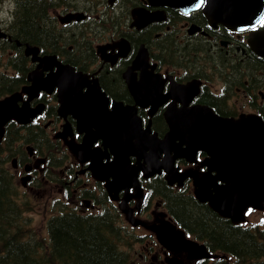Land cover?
Returning <instances> with one entry per match:
<instances>
[{
	"label": "flooded vegetation",
	"instance_id": "obj_1",
	"mask_svg": "<svg viewBox=\"0 0 264 264\" xmlns=\"http://www.w3.org/2000/svg\"><path fill=\"white\" fill-rule=\"evenodd\" d=\"M206 6V0L188 10L147 0H0V65L11 81L1 97L19 93L16 106L26 104L36 112L26 122L10 118L2 125L0 150L12 157L11 169L19 177L2 168L18 189L55 186L58 196L52 206L57 211L48 218L58 214L93 218L130 264L172 257L178 264L210 263L220 257L217 250L208 259L174 253L153 230L173 226L186 238L202 242L173 214L168 205L171 195L191 196L219 219L239 225L195 197L193 176L208 173L211 193L225 184L213 178L220 160L209 163L210 155L201 149L176 157L173 165L189 174L180 183H169L162 167L145 176L140 168L146 165L143 156L129 154L135 176L119 181L110 166L115 142L97 131L88 136L79 129L75 114L60 112L57 86L31 90V95L23 88L30 85L27 76L35 69L46 76L59 66L70 68L84 76L79 92L91 89L95 98L107 100L104 115L112 114L113 102L124 109V118H129L126 109L133 113L134 108L135 131L142 139L180 132L169 118L190 124L210 115L237 119L254 113L264 120V57L256 52L264 53V0L260 13L241 27L232 20L208 17ZM29 11L38 36L25 26ZM148 13L153 18L147 22ZM27 46L37 50L27 54ZM51 56L54 59L42 62ZM68 143L83 149L76 154ZM163 155L159 159L167 164ZM0 163L4 164L2 158ZM255 210L259 209L248 207L245 216ZM255 222L246 219L240 225L253 227ZM135 256L138 260L132 261Z\"/></svg>",
	"mask_w": 264,
	"mask_h": 264
},
{
	"label": "water",
	"instance_id": "obj_2",
	"mask_svg": "<svg viewBox=\"0 0 264 264\" xmlns=\"http://www.w3.org/2000/svg\"><path fill=\"white\" fill-rule=\"evenodd\" d=\"M152 5L176 6L181 10L196 8L202 0H147ZM209 6L208 17H216L220 20H232L239 27L251 23L254 15L261 10L262 0H206ZM237 9H239L237 11ZM133 8L132 14L136 12ZM254 10V12H251ZM260 13V12H259ZM206 14V13H205ZM146 20H151V13L145 15ZM37 48L26 47V53L34 54ZM264 57L262 51H256ZM54 56L46 57L42 62ZM30 85L23 90L31 95V90L39 88H53L57 86L59 111L72 112L77 116L78 127L84 130L88 136L94 131L115 142L112 149L113 160L110 163L113 176L119 181L125 176H135V169L128 164L129 154L143 156L146 165L140 166L144 175L148 176L159 172L162 167L166 171V179L169 183L181 182L188 176V172H181L173 161L176 157H189L194 155L197 149L206 151L210 158L206 160L212 163L217 158L221 166L214 167L217 171L213 178L224 181L225 184L214 188V193L209 189L210 181L208 173L202 177H194L195 197L200 201H208V204L219 214L229 217L233 223L245 220L247 207L264 209V120L257 114H242L237 119L216 117L210 115L206 118L194 119L190 124L186 119H171L170 123H176L180 132L171 130L161 139L140 138L135 131L138 118L132 112H126L129 118L121 117L124 109L116 103H112V114L104 115L103 109L107 100L95 98L94 92H79V86L84 76L74 73L70 68L59 66L54 72L43 76L42 70L35 69L28 73ZM67 91H70L68 93ZM102 97V94H101ZM20 98L19 93L7 95L0 100V134L2 125L10 118L19 122H26L36 112L28 109L26 104L16 106ZM92 127L95 130H92ZM136 138V140H133ZM184 144V146H182ZM69 148L79 153L82 145L68 143ZM173 153L170 155V153ZM163 153V159L167 164H162L159 159ZM205 162V161H204ZM213 168V165L210 166ZM153 230L158 241L174 253L185 251L188 257L195 259L209 258L210 252L204 243L186 238L181 229L173 226L164 227L162 231ZM176 259L170 260L175 264Z\"/></svg>",
	"mask_w": 264,
	"mask_h": 264
},
{
	"label": "trees",
	"instance_id": "obj_3",
	"mask_svg": "<svg viewBox=\"0 0 264 264\" xmlns=\"http://www.w3.org/2000/svg\"><path fill=\"white\" fill-rule=\"evenodd\" d=\"M28 33L40 35L33 13ZM0 78V94L11 81ZM22 81V80H21ZM18 82V85L21 83ZM168 205L189 232L196 231L221 256L211 264H264V226L248 228L219 219L205 204L188 195H171ZM29 203L0 164V264H130L97 227L96 220L58 214L46 219L47 240L40 244L27 229ZM96 218H99L97 216ZM253 229V230H252ZM42 238L43 236H40Z\"/></svg>",
	"mask_w": 264,
	"mask_h": 264
},
{
	"label": "rangeland",
	"instance_id": "obj_4",
	"mask_svg": "<svg viewBox=\"0 0 264 264\" xmlns=\"http://www.w3.org/2000/svg\"><path fill=\"white\" fill-rule=\"evenodd\" d=\"M5 71H8L4 66L0 65V78L2 74H6ZM1 97V94H0ZM0 158L4 160V164H1V166H5L8 172L11 174H16L17 177H19L18 171L16 173L11 169V159L12 157H7V154H2L0 150ZM12 171V172H11ZM7 172V173H8ZM8 173V174H9ZM21 197L23 199H26V202L29 203L30 210H28L25 215L28 217L29 222L27 223V229L29 230L30 234H33L35 232V238H33V243L36 241L37 238L40 239V244H45L47 240V232H46V219L53 213H55L57 210L54 209L52 206L53 198L58 196V189L55 186L52 185H44L42 184L40 187L34 186L33 188L26 187V189H18ZM263 210H255L248 215H246V219L249 221H256L254 226L252 228H259L263 225L264 222V212ZM245 219V220H246ZM247 227V225H246ZM248 230H250V227H247ZM253 230V229H252ZM43 236L42 238L39 237ZM46 239V240H45ZM136 249V248H135ZM138 260V257H133L132 261ZM146 263L142 264H150L152 261L155 262V264H170L169 261H155L151 260L149 258L145 259ZM213 260L210 261V263H207L206 261L203 263L198 262H185L182 264H211ZM178 264V263H176Z\"/></svg>",
	"mask_w": 264,
	"mask_h": 264
},
{
	"label": "bare ground",
	"instance_id": "obj_5",
	"mask_svg": "<svg viewBox=\"0 0 264 264\" xmlns=\"http://www.w3.org/2000/svg\"><path fill=\"white\" fill-rule=\"evenodd\" d=\"M1 100V99H0ZM210 251H212L210 248H209Z\"/></svg>",
	"mask_w": 264,
	"mask_h": 264
}]
</instances>
